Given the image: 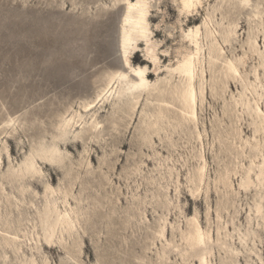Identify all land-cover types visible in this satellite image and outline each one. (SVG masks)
Wrapping results in <instances>:
<instances>
[{
	"label": "rangeland",
	"instance_id": "1",
	"mask_svg": "<svg viewBox=\"0 0 264 264\" xmlns=\"http://www.w3.org/2000/svg\"><path fill=\"white\" fill-rule=\"evenodd\" d=\"M148 3L159 70L153 72L145 58L144 43L130 62L133 69L147 68L151 87L169 80L166 67L175 65L182 33L201 28L204 100L196 124L181 126L175 117L156 120L157 101L146 94L129 115V90L119 101L82 112V104L96 98L110 73L127 72L119 49L126 10L121 0H0V231L18 238L6 245L0 236V264H181L183 255L195 264L180 241L193 216L213 235L207 244L212 264H264V184L246 192L239 188L245 169L261 162L253 158L259 149L264 157L261 119L253 120L240 106L247 94L252 107L256 99L264 113V0H202L188 15L179 14V0ZM205 19L214 33L210 37L202 26ZM214 40L223 59L244 63V82L230 81L222 97L210 92L218 76L208 65ZM75 112H81L84 123L65 135V143L77 142L76 147L58 146L65 157L62 172L40 165L43 184L9 183L8 173L38 143L57 138L60 116ZM91 115L101 123L100 133L86 135ZM201 155L206 172L199 184ZM221 179L228 187L215 189ZM48 184L53 196L45 193ZM255 202H261V217L249 212ZM97 204L103 208L95 209L94 220L111 215L114 223L87 232L85 218ZM64 210L78 217L76 230L65 234L64 242L44 244L40 215ZM161 226L167 238L158 237ZM238 231L246 234L242 244Z\"/></svg>",
	"mask_w": 264,
	"mask_h": 264
},
{
	"label": "bare ground",
	"instance_id": "2",
	"mask_svg": "<svg viewBox=\"0 0 264 264\" xmlns=\"http://www.w3.org/2000/svg\"><path fill=\"white\" fill-rule=\"evenodd\" d=\"M121 1L126 5V10L121 21L119 49L122 56L123 67L127 70L126 73L128 74L121 71L110 73L104 81L103 88L96 95V98L90 102H84L82 104V112L87 115L96 109V107L100 104V108H102L103 105L105 106L110 101H119L122 96V92L129 90L131 96V103L128 105L129 115L135 112L137 106L139 105V98L141 95L146 94L147 97H152L153 100L157 101L154 116L156 120L175 117L181 126L189 123L196 124L198 121V104L201 105L204 100V93L201 88V80L203 76L202 65L204 61L202 56L204 45L201 43V28L196 26L189 28L186 32L181 31V33L183 32L181 35V42L176 50L177 52H175L177 54L175 56L176 58L174 57L176 59L174 63L175 65L166 67L169 80L157 83L156 86L151 87L147 83L146 79L148 72L147 68L138 66L136 69H133L130 62L131 58H136L135 53H137L139 43H144L146 52L145 58L153 65V72L159 70V58L157 57L156 50L157 43L152 42L150 39L151 32L149 30L147 18L149 16L150 8L148 3L149 0H136L135 3H132L130 0ZM200 5H202V0H179V14L188 15ZM202 26L207 37L214 34L206 19L203 20ZM228 40V37L223 39V43L228 42ZM212 44H215V47H211ZM216 47H218V49H216ZM222 50L221 44L217 42V40H214V42H210V48L207 53L209 60L208 65L210 69H215V73L218 75L212 80V85L215 87H219L221 85L219 90L212 87L210 92L211 95L213 92L216 96L219 95L218 97H222L221 95L224 93L226 85H228L230 81L235 83L241 80L244 82V77L241 75L240 71V66H243L244 64L242 63V59L239 60V62L236 60L232 61L223 59L219 54ZM217 51L219 53H217ZM162 53L166 55V51H162ZM131 55H133V57ZM218 61H221L219 68L216 67ZM127 75H129V77L133 76L137 79L138 83L127 79ZM242 88L244 92L249 91L252 93L248 86L243 85ZM247 97V94H245V96L243 95V98L246 101H242L240 106L243 108V111L246 110L245 112L247 116L252 117L253 120L257 118L261 119L259 121V127H261L264 134V113L259 108L256 99L253 100L255 107L253 108L250 101L246 99ZM238 106V103H235L234 107ZM89 119H92V121L89 123L87 129L84 128L83 134L94 135L96 133H100L101 123H99L93 115H91ZM10 123H12V120H9L5 124V129L10 127ZM83 123L84 120L81 112H75L67 118L60 116V134H58L57 138H55V140L48 145L38 143L37 147L32 150L29 157L24 159L16 169H11L12 172L10 171V173H8V182L13 183L14 181H26L33 185L43 184L44 181L41 179L42 177H40L42 173L40 165H44L45 167L55 170L57 174L58 172H62L65 157L60 153L58 146L63 143L65 147H68V145L76 147L77 142L65 143V135L68 131H72L76 127H81ZM236 132L239 133V130L235 128V133ZM2 133H4V131ZM255 133H257L256 130L254 131V134ZM197 140L200 143L203 141L199 133L197 134ZM120 144H122V142H120ZM245 144H248V142H245ZM232 150H234V147H232ZM3 151L5 152L6 158L9 159L10 155L7 147H5ZM258 156L261 157V162L255 163V161H252L251 165L243 172L239 188L244 192L251 188L256 189L264 184V157L260 149L253 156V158L257 159ZM199 158L201 165L197 169L195 178L197 183L201 184L204 182L205 178L206 162L202 155ZM37 160H39L41 164H39ZM228 171L229 170L224 173L225 177L229 176ZM233 171H235V169H233ZM64 175L67 176V174ZM219 184L222 188L228 187L225 179L219 180L218 184H216L214 188L216 189ZM199 190V188H196L194 191H190V196L192 198L191 201L196 198ZM54 192L55 191L49 184L46 185L45 193L47 195L53 196ZM207 193L208 191L205 194ZM215 193H217V190H215ZM65 202L66 201H62L63 204H65ZM94 206L95 208L93 211L89 212L85 218L87 232L94 231L101 226L102 228H108L114 223V220H111V215H104V219H99L98 222H96L94 220L96 212L95 209L103 207L101 204ZM261 207V202H255L254 210L250 208L249 212H254L257 216L261 217ZM250 217L248 223H250ZM39 219L40 236L46 245L53 244L55 239L59 243L64 242L65 234L71 235L76 230L75 222H78V217H71L66 210H64L63 213L57 211H46L40 215ZM186 227L185 231H180V241L182 245H184L185 250L192 253V258L194 259L195 264H212L210 258H208L207 244L212 241L213 235H211L209 231L202 229L196 216H193L186 221ZM219 231L220 230L217 228V238L220 236ZM167 234L168 233L165 230V227L161 226L158 232V237L161 239L166 235L167 238ZM229 235L230 234L228 233V236ZM0 236L2 242L6 245L14 243L18 240L15 234L9 235L4 231H0ZM245 236L246 234L238 231L240 244L243 243V238ZM187 251H185V254ZM183 256L181 264H191L187 262L189 257ZM102 264H110V262L104 261Z\"/></svg>",
	"mask_w": 264,
	"mask_h": 264
}]
</instances>
